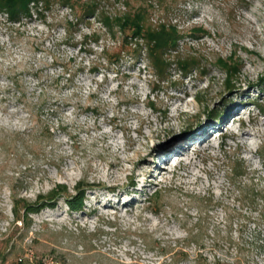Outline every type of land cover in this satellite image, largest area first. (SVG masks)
Wrapping results in <instances>:
<instances>
[{"label": "rangeland", "instance_id": "1", "mask_svg": "<svg viewBox=\"0 0 264 264\" xmlns=\"http://www.w3.org/2000/svg\"><path fill=\"white\" fill-rule=\"evenodd\" d=\"M77 1L110 16L148 8L151 23L176 24L184 37L163 72L145 52L108 65L103 46L118 51L120 33L114 40L98 18L91 23L104 36L84 51L93 29L64 30L82 6L56 2L12 25L0 15V264H264V248L251 245L256 229L264 238L256 219L264 214V0ZM189 56L198 64L183 74L177 60ZM220 57L242 62L230 88ZM97 59L103 65L92 72ZM71 73L75 84L57 88L58 74ZM42 86L73 102L63 109L66 129L54 127L52 138L16 99ZM167 126L176 135L162 142ZM203 139L208 145L194 151ZM158 145L167 149L154 159ZM237 157L247 171L234 176ZM80 181L91 185L81 211L63 198L16 220V197L33 201L58 183L77 195Z\"/></svg>", "mask_w": 264, "mask_h": 264}, {"label": "trees", "instance_id": "2", "mask_svg": "<svg viewBox=\"0 0 264 264\" xmlns=\"http://www.w3.org/2000/svg\"><path fill=\"white\" fill-rule=\"evenodd\" d=\"M56 2H59L65 6H69L72 10L78 6H82L84 8L80 15L75 16L76 21L68 19L66 20V23L64 24L66 35L71 36L74 31L80 30V24L83 22H85L88 27L93 29L91 23L92 18H98L99 20H97L102 23L106 34L110 35L114 40H116L118 33H120L118 51H113V49L117 48V46L112 48H109L107 45L103 46L102 56H105L106 60L108 61V65L113 63L119 65L122 62L125 54L130 55L134 60H138L145 52L147 59L154 67H158L159 69L161 68L160 66L163 65L165 68H168L172 64V61L167 56L168 53L173 50L177 51L179 48V40L184 37L176 24L160 22L157 25H154L151 23L149 19L150 12L148 8L141 7L134 13L110 16L104 11H99L97 5L98 3L95 1L82 4L77 0H0V15L4 17V19L10 24L20 23L24 18H32L33 15H43L44 12L51 8V6ZM202 33H205V31L203 30ZM103 36V32L95 30V28L91 32L83 34L82 42L85 45L84 49L86 52H92V48L88 46L90 45L88 40L98 43ZM67 37L68 39H66V41L71 42V37ZM73 43L75 44V42ZM191 59L192 64L189 62ZM219 61L226 70L227 87L230 88L233 85V82H235V77H237V74H239L238 71L240 67V61L235 62V64H227L228 62L225 60V58H220ZM177 63L179 64V69L183 74H187L193 64H198L193 56L178 58ZM101 65H103L102 61L97 59L95 62H93L90 70L92 72H97ZM165 68H161L163 72L166 70ZM63 69H65V66H63ZM66 71L68 72L70 70L67 69ZM75 77V74L71 73L65 78V81L63 80L62 76H57L53 81L56 83L57 88L68 87L75 84ZM18 92L19 94L16 95V99L24 104L28 110V113L31 115L30 117L34 121L42 124L43 137L52 138L55 133L54 127L60 130L64 129L63 121H61L62 118L61 116L58 118V115L64 113L63 109L68 106H54L52 103L59 99L54 97V94L50 92L45 86L35 90L31 96L32 98L28 97L25 91L19 90ZM214 116H220V113H215ZM52 128L53 130H51ZM28 147L31 148L33 145L29 144ZM246 171L247 168L244 159L237 157L236 164L234 167H231L232 174L234 176H239ZM88 186L91 185L85 183L84 181H80L75 186V190L79 192L77 195H74L70 192L66 184L58 183L49 191L40 193L33 201L24 197H16L14 199L13 206L15 218L16 220L25 222L29 215L37 214L42 209L47 207L53 208L56 206L58 200L63 198L66 200L67 204L72 210L81 211L84 208L85 192ZM240 190L242 194L245 193L246 197L251 195L252 197L257 196L253 190L245 191L242 189V187ZM256 219L258 221H264V214L262 211H260L259 216ZM242 227H246V225L244 224ZM239 244L246 245L247 242L242 239V242ZM251 245L264 248V238L262 237L261 230H255V235ZM231 261L233 260H229L227 258H217L214 264H234ZM41 264H43V262H41Z\"/></svg>", "mask_w": 264, "mask_h": 264}, {"label": "bare ground", "instance_id": "3", "mask_svg": "<svg viewBox=\"0 0 264 264\" xmlns=\"http://www.w3.org/2000/svg\"><path fill=\"white\" fill-rule=\"evenodd\" d=\"M2 17V16H1ZM4 18V17H3ZM7 21V20H6ZM8 22V21H7ZM12 25V24H11ZM202 34H205V33H202ZM65 43L66 44H70V42H67V41H65ZM84 51H86L85 49H84ZM221 58V57H220ZM219 58V59H220ZM71 60V59H70ZM54 61H58V59H55ZM93 62H95V61H93ZM93 64V63H92ZM63 66H65V69H64V71H66L67 69L68 70H70V67L68 66V63L66 62V63H64L63 64ZM91 67H92V65H91ZM82 65L78 68V69H76L77 71H81L82 70ZM241 68H242V62L240 61V67H239V73L241 72ZM237 75H239V74H237ZM62 76V74H58V77H61ZM65 81V80H64ZM35 92V91H34ZM34 92H32V93H34ZM54 97H57L59 100H61V101H59V100H57L56 102H53L52 104L54 105V106H62L63 105V107L64 106H69V105H71V103H73L71 100H70V98L69 97H66L65 99H61L62 97L61 96H59V95H57V94H54ZM65 100H66V102H65ZM70 100V101H69ZM63 101V102H62ZM242 104V103H241ZM237 106H238V103H237ZM233 107V108H232ZM236 107V105H234V106H232L231 105V109H229V111L228 110H226V112H232L233 111V109ZM59 116H61V118H62V120L61 121H63V126H64V129H66V121H65V117H66V114L65 113H62V114H60V115H58V118H59ZM172 118H173V116L172 117H169V119H168V121H171L172 120ZM224 118V117H223ZM223 118L222 119H219L218 121H217V123L219 122H222V120H223ZM234 122V121H233ZM218 123V124H219ZM169 126H171V125H169ZM169 126H167L166 127V131L168 132L167 133V135H165L164 137H159V139H160V141H167L168 140V137L169 136H175L176 135V133L174 132V129L172 128V127H169ZM212 127V125L210 126V125H207V126H204L202 129H201V131H200V133H199V135H203V136H206L207 135V133L210 131V128ZM184 134H183V138H185V140H188V139H196V136H195V134L193 133V134H189V132H187V130H184V132H183ZM230 135L231 136H235L234 135V133H230ZM184 140V141H185ZM202 143L203 144H205V145H208V143H207V141H206V139H203V142H199V144H197V145H195V148H194V151H199V150H201V146H202ZM201 145V146H200ZM162 147V145H158L157 147H156V149H153L152 150V153L150 154V155H152L153 157H154V159H155V157H157L159 154H161V152L162 151H164V150H166L167 149V147H164V149L162 150V149H160L159 150V148H161ZM182 149H185V146H181V150ZM164 153V152H163ZM168 157V154H165V156H164V158L163 159H165V158H167ZM162 172V171H161ZM160 174H162V173H160Z\"/></svg>", "mask_w": 264, "mask_h": 264}]
</instances>
